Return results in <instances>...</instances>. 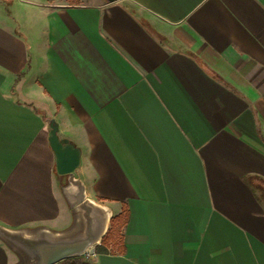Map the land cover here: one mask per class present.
Listing matches in <instances>:
<instances>
[{
    "label": "crops",
    "instance_id": "1",
    "mask_svg": "<svg viewBox=\"0 0 264 264\" xmlns=\"http://www.w3.org/2000/svg\"><path fill=\"white\" fill-rule=\"evenodd\" d=\"M51 121L127 213L88 261L264 264V0H0L2 225L71 223Z\"/></svg>",
    "mask_w": 264,
    "mask_h": 264
},
{
    "label": "water",
    "instance_id": "2",
    "mask_svg": "<svg viewBox=\"0 0 264 264\" xmlns=\"http://www.w3.org/2000/svg\"><path fill=\"white\" fill-rule=\"evenodd\" d=\"M48 141L55 155L56 172L67 176L61 192L72 220L63 229L45 225L11 228L0 224V240L17 256L14 264H55L63 259L91 255L101 244L112 219L113 211L108 204L86 195L82 179L75 174L81 151L58 135L54 121L50 122Z\"/></svg>",
    "mask_w": 264,
    "mask_h": 264
},
{
    "label": "trees",
    "instance_id": "3",
    "mask_svg": "<svg viewBox=\"0 0 264 264\" xmlns=\"http://www.w3.org/2000/svg\"><path fill=\"white\" fill-rule=\"evenodd\" d=\"M147 28L153 33V30L150 26H147ZM126 214L127 213L124 207V210L120 214L112 217L109 229L119 231V229L124 225L126 221V217H127ZM108 236L109 235L107 234L102 239V242L105 241ZM97 248H99V246H97ZM55 264H94V263L88 261V259L85 256H80V257H72V258L63 259Z\"/></svg>",
    "mask_w": 264,
    "mask_h": 264
},
{
    "label": "rangeland",
    "instance_id": "4",
    "mask_svg": "<svg viewBox=\"0 0 264 264\" xmlns=\"http://www.w3.org/2000/svg\"><path fill=\"white\" fill-rule=\"evenodd\" d=\"M59 1V0H58ZM60 1H62V0H60Z\"/></svg>",
    "mask_w": 264,
    "mask_h": 264
}]
</instances>
